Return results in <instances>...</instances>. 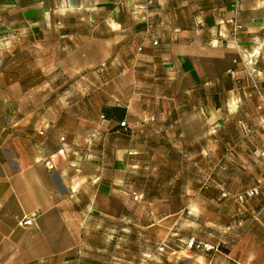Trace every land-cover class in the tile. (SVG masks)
<instances>
[{
    "label": "rangeland",
    "instance_id": "1",
    "mask_svg": "<svg viewBox=\"0 0 264 264\" xmlns=\"http://www.w3.org/2000/svg\"><path fill=\"white\" fill-rule=\"evenodd\" d=\"M10 1L0 0V156L10 164L16 139L25 149L33 139L52 166L67 226L60 264H264L263 194L237 199L264 177V111L245 67L252 52L229 50L231 64L227 53L201 58L203 80L223 83L215 100V88L192 91L188 73L139 51L141 23L63 15L54 0H33L26 21ZM117 104L125 125L102 116Z\"/></svg>",
    "mask_w": 264,
    "mask_h": 264
},
{
    "label": "crops",
    "instance_id": "2",
    "mask_svg": "<svg viewBox=\"0 0 264 264\" xmlns=\"http://www.w3.org/2000/svg\"><path fill=\"white\" fill-rule=\"evenodd\" d=\"M32 1L27 0L21 7L20 0H11L7 6L22 8L26 21H29L28 16L35 15L36 12L35 3ZM46 1L42 0L45 4ZM54 2V7L63 15L80 9L96 11L99 16L112 17L110 20L120 25L124 23V28L128 22L141 23L143 28H147V32L155 24L153 28L155 34L151 33L152 37L148 36L150 32L143 34L139 51H144L149 56H163L166 59L161 63L163 67L170 70L177 68L178 71L188 73V76L193 78L192 91L199 85L208 89L213 87L214 99L221 101V92L216 91V88L223 87L220 78H216L213 83L211 79L204 81L198 65L201 58L206 59L215 54L225 57L226 53L230 64L232 63L234 54L229 50L236 53L234 50L237 49L232 43V26L228 22L233 14L230 0H54ZM238 17L244 26L240 34L241 48L249 53L258 51L260 55L255 58V62L257 65L264 63V0H244ZM154 41L158 44L155 45ZM174 58L178 65L173 64ZM222 70L226 76L228 69L224 67ZM259 73L262 75L264 86V67H261ZM236 83V81L232 83L233 88L238 87ZM206 98L208 99V95ZM31 140L33 141L30 139L25 144V149L19 139H16L14 147L21 153L14 156L10 164L0 156V264L65 262L67 226L54 198L52 166L42 162L41 157L36 155ZM24 150L27 152L23 153ZM256 178L259 183L255 186L258 194L248 198L246 202L258 198L260 193L263 194L260 197L264 199V192L260 190H264V177L258 175ZM256 207L260 212L264 211L263 204H257ZM34 211L39 212L34 224L21 226L19 222L23 217ZM262 215L264 218V214ZM252 253L251 250L247 251L248 256H252ZM255 261L252 257L244 259L246 264H256Z\"/></svg>",
    "mask_w": 264,
    "mask_h": 264
},
{
    "label": "built area",
    "instance_id": "3",
    "mask_svg": "<svg viewBox=\"0 0 264 264\" xmlns=\"http://www.w3.org/2000/svg\"><path fill=\"white\" fill-rule=\"evenodd\" d=\"M244 0H230L231 2V6H232V16L231 18L228 20V22L231 24L232 26V43L235 46V48L238 50L239 55L241 56V59H243V54H242V48L240 45V34L242 33V31L244 30V26L243 24L240 22L239 17H238V13L241 9V5L243 3ZM150 3H152V1H150ZM154 44L157 45L158 42L154 41ZM258 51H254L251 54V58L250 61H246L245 62V67L247 70V73L250 77V79L253 82V85L256 89V92L258 94L259 97V106L258 108L260 110L264 111V93L262 92V90L259 88L257 82H256V74H257V69L254 66V62H253V58L258 56ZM126 122H122V125H125ZM258 194V189L255 188H251L248 190H245L244 192L238 194L237 199L240 202H245L248 198H252L254 196H256ZM39 216V212L38 211H34L32 213H30L29 215L23 217V219L19 222V224L21 226H31L34 224L35 220L37 219V217ZM190 246H193V242L190 244ZM198 247H200V245H197ZM207 247V246H206ZM212 249L211 246H209L207 248Z\"/></svg>",
    "mask_w": 264,
    "mask_h": 264
},
{
    "label": "trees",
    "instance_id": "4",
    "mask_svg": "<svg viewBox=\"0 0 264 264\" xmlns=\"http://www.w3.org/2000/svg\"><path fill=\"white\" fill-rule=\"evenodd\" d=\"M103 118L114 121L119 125L125 122V118L128 116V110L126 106L123 105H104L102 107ZM126 124V123H125ZM121 128V126H116V129Z\"/></svg>",
    "mask_w": 264,
    "mask_h": 264
}]
</instances>
